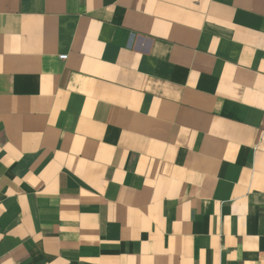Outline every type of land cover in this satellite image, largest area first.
<instances>
[{
    "label": "crops",
    "instance_id": "0c3cea01",
    "mask_svg": "<svg viewBox=\"0 0 264 264\" xmlns=\"http://www.w3.org/2000/svg\"><path fill=\"white\" fill-rule=\"evenodd\" d=\"M0 264H264V0H0Z\"/></svg>",
    "mask_w": 264,
    "mask_h": 264
},
{
    "label": "built area",
    "instance_id": "2783aa9c",
    "mask_svg": "<svg viewBox=\"0 0 264 264\" xmlns=\"http://www.w3.org/2000/svg\"><path fill=\"white\" fill-rule=\"evenodd\" d=\"M60 58H61L62 60H65V59H67V55H62V56H60Z\"/></svg>",
    "mask_w": 264,
    "mask_h": 264
}]
</instances>
